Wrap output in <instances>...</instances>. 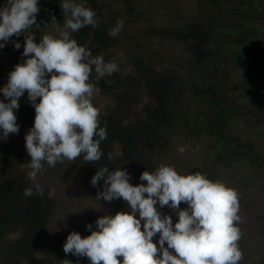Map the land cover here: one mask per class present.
<instances>
[{
  "label": "trees",
  "instance_id": "trees-1",
  "mask_svg": "<svg viewBox=\"0 0 264 264\" xmlns=\"http://www.w3.org/2000/svg\"><path fill=\"white\" fill-rule=\"evenodd\" d=\"M76 2L96 12L97 24L73 37L120 69L99 81L94 72L90 77L99 89L95 92L109 102L104 107L92 102L107 130L100 145L105 155L96 163L78 157L45 165L36 178L44 197H24V188L33 184L27 176L31 157L25 134L35 117L25 91L14 109L18 133L0 140V264H33L38 255L43 256L39 264H89L86 257L63 251L67 236L76 231L83 238L90 234L86 224L95 229L99 216L126 209L122 198L96 201L103 181L94 187L90 180L103 164L110 170L125 168L134 185L147 183L139 179L141 173L160 164L181 174L236 180L247 188L264 177V0ZM39 8L31 29L36 42L45 34L59 35L65 18L60 0H39ZM117 20L123 28L111 36ZM24 35L13 36L0 49V63L14 67L26 59L21 55ZM7 71L0 66V79ZM257 78L261 91L243 84ZM176 141L186 148L184 154ZM49 189L54 190L51 198ZM160 211L176 216L167 205ZM263 215L262 210L254 218L259 229L240 224V264H264Z\"/></svg>",
  "mask_w": 264,
  "mask_h": 264
},
{
  "label": "clouds",
  "instance_id": "clouds-1",
  "mask_svg": "<svg viewBox=\"0 0 264 264\" xmlns=\"http://www.w3.org/2000/svg\"><path fill=\"white\" fill-rule=\"evenodd\" d=\"M60 7L63 30L36 42L31 29L40 11L39 0H4L0 5V49L23 33L21 55L26 58L9 71L7 83L0 87V140L18 133L14 109L19 108L25 91L35 109L34 124L25 134L31 157L27 176L33 184L24 188V197H44L45 189L36 178L45 165L55 167L78 157L96 163L105 155L100 145L107 130L101 126L99 108L92 103L99 89L90 77L94 72L99 81L120 69L114 60L94 56L72 35L83 27H95L96 12L76 0H60ZM123 23L117 20L109 35L117 36ZM14 47L20 49L21 44L16 41ZM178 151L184 154L186 148L180 146ZM139 179L147 183H130L123 167H98L90 180L94 187L103 181L96 201L122 198L126 209L99 216L95 229L86 224L90 234L83 238L72 231L63 251L86 257L89 264H240L243 220L236 189L200 172L181 174L169 164L145 170ZM53 195L49 189L48 196ZM181 202L187 207L180 208ZM165 205L175 211V223L171 215L161 214Z\"/></svg>",
  "mask_w": 264,
  "mask_h": 264
},
{
  "label": "rangeland",
  "instance_id": "rangeland-1",
  "mask_svg": "<svg viewBox=\"0 0 264 264\" xmlns=\"http://www.w3.org/2000/svg\"><path fill=\"white\" fill-rule=\"evenodd\" d=\"M39 30L40 28H38V34L41 33V31ZM61 30H63V27L57 28V33H59ZM10 64L11 62H1L0 63V66L3 67L5 71L8 70L5 73V76L0 79V87H3L7 83L8 73L13 68L10 66ZM251 74L252 73H250V75ZM259 75L261 74L259 73ZM243 84L249 89H252V86L254 85L255 90H259V91L262 90V87L260 86L259 78L254 79L252 81V84L251 83H247V84L243 83ZM25 98H26V94L24 93L19 99H25ZM106 98L108 97L100 95L94 91L92 102H94L97 106L104 107L105 105L109 103ZM263 126H264V123H263ZM187 141H190V140H187ZM174 146L179 147L180 146L179 142L176 141L174 143ZM115 152H118V149H115ZM221 181H223L224 183H226L227 185L231 187H235L234 189H236L237 192L239 193V196H240L239 203H240V209H241L240 214L243 218L244 223L250 225L253 228L259 229L257 226H255L254 218L257 216L259 211L263 210L264 212V177L261 179L258 185H255L252 188L244 187L240 185V183H238L236 180H229V179L223 178L221 179ZM242 210L243 212H241ZM177 219L178 217L175 216L173 218V223H175ZM263 219H264V215H263ZM42 257L43 256L41 255L36 256L33 264H39V260L42 259Z\"/></svg>",
  "mask_w": 264,
  "mask_h": 264
}]
</instances>
